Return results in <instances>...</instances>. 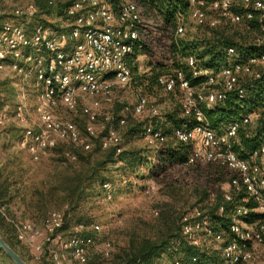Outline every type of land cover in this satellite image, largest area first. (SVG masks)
I'll return each instance as SVG.
<instances>
[{
  "label": "built area",
  "instance_id": "1",
  "mask_svg": "<svg viewBox=\"0 0 264 264\" xmlns=\"http://www.w3.org/2000/svg\"><path fill=\"white\" fill-rule=\"evenodd\" d=\"M68 1L64 15L53 21V25L38 20V8L33 1L17 5L12 9V15L18 21L5 20L0 30V73L17 88L15 108L0 110V128L12 124L20 127L22 133L18 146L35 162L51 155L60 143L90 151L93 141L98 138L103 150L113 149L117 155L125 151L120 132L100 124V110L103 104L113 101L116 91L127 89L131 84L132 70L128 61L136 49L145 44L143 33L147 22L154 24L138 0ZM236 1L245 6L252 3L264 17V0H190V18L197 25L209 24L211 27H216L221 19L232 23L251 19V12L242 15L233 11ZM55 3L50 0L51 5ZM4 14L0 8V17ZM185 31L186 25L179 18L176 34L183 35ZM257 42L260 44L263 40ZM236 56V50L229 48L226 64L217 74L199 69L193 57L187 58L193 76H207V81L199 87H192L181 70L159 77L158 84L166 93L179 87L181 116L196 121L193 126L185 124L174 131L178 142L193 145L187 165L215 164L228 169L232 177L228 187H222L226 200L231 201L234 193L244 190L248 197L243 201L255 200L258 206L254 211L264 213V167L240 158L234 151L241 125H250L258 115L250 114L242 122H232L218 132L210 127L203 112L204 107L224 102L233 91L237 90L243 98L246 91L241 87L243 80L261 77L264 54L246 61H236ZM31 84L34 87L33 106L27 88ZM62 109L80 110L85 123L62 117L59 114ZM126 110L134 116H142L147 111L151 117L160 116V109L144 96ZM104 119L106 122L113 120L107 116ZM117 124L124 127L127 120L117 119ZM142 137L146 144L154 147L167 139L152 125L145 127ZM66 156L76 159L71 152H66ZM256 158L264 159V146L254 153L252 159ZM112 189L111 183L103 184L109 200ZM154 190V185H148L146 192L150 194ZM4 209L0 206L1 212ZM68 209L69 205L53 209L41 221L7 219L15 229L17 240L30 250L32 260L37 263L48 256L53 264H90L92 252L109 258L114 243L103 238L102 226L75 223L66 229ZM248 212L247 207L235 211L231 225L236 236L233 241L224 243L222 235L211 228L202 210L183 216L182 235L199 248L203 247L204 237L221 239V252L227 264H264V258L257 256L258 247L264 245V222H244L243 217ZM154 214L158 215V211L155 210ZM89 232L96 233L97 237L87 235Z\"/></svg>",
  "mask_w": 264,
  "mask_h": 264
},
{
  "label": "trees",
  "instance_id": "2",
  "mask_svg": "<svg viewBox=\"0 0 264 264\" xmlns=\"http://www.w3.org/2000/svg\"><path fill=\"white\" fill-rule=\"evenodd\" d=\"M31 1L38 8V20L48 25H53V20L64 15L70 2L55 0L56 3L51 5L50 0ZM138 1L153 19V25L157 27L159 33L170 36L167 48L172 63L168 67L163 63L155 65L151 76L146 78L149 86H159V77L173 75L178 70L184 73L192 87L201 86L207 81V76H193L192 68L186 63V59L189 57L196 60L199 69L217 74L226 64L229 48L236 50L238 55L234 57L236 61H246L252 56L264 54L263 12L255 9L252 3L245 6L236 1L233 5V11L236 13L245 15L246 12H251L253 14L251 19L245 18L240 23L221 19L216 27H211L209 24L197 25L191 20L190 0ZM179 18L186 25L183 35L176 34ZM5 20H8L6 12L0 17V30ZM258 39H262L263 42L259 44ZM147 50L148 43L145 41L143 47L136 49L134 55L129 59L128 64L132 75L137 70L133 64L134 60L139 53H145ZM2 84H8V82ZM251 85L253 87H249ZM241 87L246 89L243 98L239 96L237 90L233 91L229 93L224 102L216 103L212 107H204L203 112L210 127L218 132H221L225 126L232 122H242L250 114L258 115L253 129L250 125H241L234 151L240 158L259 165L258 161L263 160L261 158L252 159V157L258 149L264 146V71L259 79L246 77L241 83ZM15 92L17 97V91ZM178 93L181 95L179 87L168 94L177 95ZM7 103L8 97L0 95V110ZM181 114V103H175L171 112L166 113L162 118L161 115L158 116L161 118L159 128H162L163 134L172 140L170 144L158 151L157 157L161 161L163 169L176 165L196 166L187 165L193 145L178 142L174 138L175 129L183 127L185 124L193 126L196 123L193 119L182 118ZM145 127L142 131L137 128L132 132L142 134ZM154 128L160 130L158 127ZM95 141L98 145L90 151H85L72 144L60 143L52 152L57 155V159L51 163L52 167H50L47 178L27 187L22 186L25 184V175L29 170L23 169L21 161L11 158L0 161V206L5 208L4 212L0 211V232L7 243L26 261L29 260L14 244L11 236V227L14 232L15 229L7 218L13 219L10 212L12 204L16 205L18 200L29 215L46 211L45 217L51 210L69 205L66 229L75 223L90 225L96 223L95 217L90 215L94 209V203L100 201L102 196L107 199L103 184L106 182L112 184L110 174L113 171L124 173L127 167L131 169L139 167L140 155L128 154L125 151L117 155L113 149L103 150L100 138ZM66 152L73 153L76 159H69ZM120 163L124 165L118 166ZM210 166H212V170L207 174L206 185L199 187L193 195V206L197 207L194 210L205 212L211 228L217 234H221L224 243H227L236 239L235 234L231 231V225L237 209L247 207L250 210L243 217L246 223H254L258 220L264 222V213L254 211L258 206L255 200L243 201L248 197L244 190L234 193L232 200L227 201L221 184L229 183L232 173L215 164H210ZM209 176H215L214 181H210ZM208 182L211 183L207 184ZM212 194L215 196L212 197ZM178 204L171 201L166 202L160 206L159 210H156L158 215L154 214L155 217L148 220L137 219L117 231V242L112 255L109 258H104L100 254L92 252L90 264H227L221 247L203 246L199 248L184 239L182 218L187 213L184 214L183 207ZM87 235L97 237V234L93 232H89ZM0 254L8 258L1 250ZM35 264L48 263L45 257L41 262H35Z\"/></svg>",
  "mask_w": 264,
  "mask_h": 264
},
{
  "label": "rangeland",
  "instance_id": "3",
  "mask_svg": "<svg viewBox=\"0 0 264 264\" xmlns=\"http://www.w3.org/2000/svg\"><path fill=\"white\" fill-rule=\"evenodd\" d=\"M31 0H0V8L5 10L8 20L18 21L12 15V9L17 5H23L29 3ZM62 1V0H59ZM55 21V20H53ZM52 21V22H53ZM144 38L148 43V50L145 53H139L133 64L137 67L136 72L132 75L131 84L127 89H120L116 91L113 96V101L108 104H103L100 110V124L105 125L107 128H116L123 139L125 152L128 154L140 155L139 167L135 169L126 168L124 173L119 171H113L110 175V179L113 184V198L111 200L100 197V201L94 203V209L90 215L95 217V222L102 226L101 235L104 239H111L114 245L117 242V231L121 230L125 226H128L137 219H150L155 217L154 211L159 210L160 206L166 202L179 203L184 209L185 213L192 212L195 208L194 194L199 187L206 185L207 174L212 170L210 164H198L196 166L176 165L168 166L163 169L162 163L158 159V151L172 142L167 137L166 141L159 146H149L144 141L142 134L132 132L134 129H140L151 124L153 127L161 126V118L168 112H171L175 103H181L182 97L178 93L177 95H171L163 91L159 86H149L147 77L151 76L152 70L155 65L163 63L166 67L171 65L172 61L169 54L170 36L161 35L157 30V27L152 22H147L145 31L143 33ZM8 82V84H2ZM13 82L7 80L3 74L0 73V95L8 97V103L3 109L8 108L12 111L17 102L16 86L12 85ZM31 92V106H33L34 100L33 85L27 87ZM147 97L151 105L157 106L160 110L159 117H151L147 111L142 116H134L130 111L126 110V107H131L138 101L140 97ZM59 114L62 117L74 119L77 122L84 124L85 118L82 117L80 110L77 112H70L62 109ZM32 119L35 120V115L31 111ZM110 117L113 120L106 122L105 117ZM125 118L127 124L124 127H120L117 124V119ZM256 121L250 124L253 129ZM21 128L15 124L8 125L0 128V161H5L8 158L16 159L23 163V169L29 170L25 175V184L22 187H27L32 183H37L47 178L51 163L56 161L57 155L51 153L48 157L42 159L40 162H35L31 159L30 154L18 146V141L21 136ZM94 142L93 149L98 145ZM259 166L264 167L263 161H258ZM261 164V165H260ZM124 165L123 163L118 166ZM117 166V167H118ZM214 168V166H213ZM117 169V168H114ZM215 176H209L210 181H214ZM208 182L207 184H210ZM148 185H154L155 190L148 194L146 192ZM221 187H228L227 183H222ZM16 205L10 206V212L15 221L21 222L27 219H37L41 221L45 215L44 213L29 215L26 213L25 208L19 204L18 200ZM11 236L14 244L19 248L23 255L29 260L31 264H35L32 260V254L30 250L23 244H21L15 235L13 228L11 227ZM203 246H214L220 248L222 246L221 239L215 237H204ZM259 258H264V245L258 247ZM46 261L48 264H53L51 259L47 256ZM0 264H13L11 260L6 258L3 254H0Z\"/></svg>",
  "mask_w": 264,
  "mask_h": 264
},
{
  "label": "water",
  "instance_id": "4",
  "mask_svg": "<svg viewBox=\"0 0 264 264\" xmlns=\"http://www.w3.org/2000/svg\"><path fill=\"white\" fill-rule=\"evenodd\" d=\"M0 250L13 262V264H31L26 261L15 249L7 243L0 232Z\"/></svg>",
  "mask_w": 264,
  "mask_h": 264
},
{
  "label": "crops",
  "instance_id": "5",
  "mask_svg": "<svg viewBox=\"0 0 264 264\" xmlns=\"http://www.w3.org/2000/svg\"><path fill=\"white\" fill-rule=\"evenodd\" d=\"M162 128H160V130H161ZM162 131V130H161Z\"/></svg>",
  "mask_w": 264,
  "mask_h": 264
}]
</instances>
